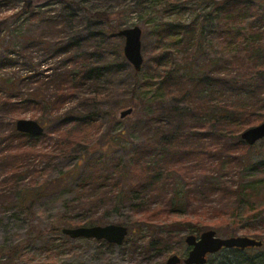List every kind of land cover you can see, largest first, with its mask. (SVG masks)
<instances>
[{
	"label": "trees",
	"instance_id": "obj_1",
	"mask_svg": "<svg viewBox=\"0 0 264 264\" xmlns=\"http://www.w3.org/2000/svg\"><path fill=\"white\" fill-rule=\"evenodd\" d=\"M163 2L166 3L164 12L174 20L164 17L155 25L157 46L169 43L174 50L181 49L182 63L174 64L171 52L159 53L156 67L163 72L158 74L161 80L155 83L157 87L151 83L144 87L171 88L186 106L169 109L173 125L156 123L160 128L166 127L157 133L160 140L136 147L125 166L109 162L104 154H90L86 149L101 128L99 111L94 106L100 99L99 82L119 65L103 66L95 59L103 51L95 46L100 37H119L120 30L111 23L109 15L97 13L91 19L105 22L110 32L88 35L84 42L89 45L85 49L78 41L67 42L64 47L59 45L50 54L56 60L50 69L38 72L32 67L28 53L23 51L11 52L18 56L16 59L12 54L1 57L0 122L12 128L0 137V198L6 197L9 203L11 193L15 204H27L28 186L33 190L45 186L37 180L48 164L59 158H73L74 175L78 172L80 175H77L74 197L66 203L63 225L46 232H55L63 238L62 228L83 226L77 216L73 217L76 220L73 223L70 222L73 219L66 218L72 208L82 212L83 203L107 202L116 211L129 201L131 213L145 222L160 216L177 217L183 218L177 224L189 226L190 233H200L205 227L216 229L231 225L232 230H241L245 236H264L261 217L264 215V160L252 161L248 152L256 145L247 146L239 135L264 121V0H214L206 15L195 10L203 0ZM184 13L190 17L183 19ZM47 14L50 13L35 10L28 18L43 21L52 35L59 26L74 22L70 15L46 19ZM211 33L222 37L224 48L233 51L227 60L206 56L203 46ZM34 43L45 45L47 50L43 39L28 40L29 46ZM110 49L117 55L121 53L119 47L110 45ZM198 57L204 59L200 65L196 64ZM170 61L172 65L165 69ZM19 63L26 73L19 78H4V72L18 67ZM90 108H95V112ZM26 112H32V119L55 117L57 125L51 133L36 138L19 134L13 122ZM225 141L231 142L233 148L223 147ZM29 168L31 173L26 174H32V179L25 185L21 174ZM247 172H255L256 176L246 185L241 177ZM71 174L72 171L68 175ZM172 175L179 176L184 186H171L167 179ZM126 181L130 188L123 191ZM63 182L60 180L56 187ZM159 188L157 193L154 189ZM155 200L159 205L153 207ZM191 201L199 202L194 205ZM259 218L256 224L254 221ZM168 236L174 238L170 231L156 234L157 238L148 242L146 248L161 249L166 241L164 237ZM179 242L182 243V238ZM53 246L54 242L49 240L42 250L50 252ZM228 250L231 257L218 264H264L262 250L256 254L250 248ZM6 255L8 261L15 258L20 261L23 256L20 248Z\"/></svg>",
	"mask_w": 264,
	"mask_h": 264
},
{
	"label": "rangeland",
	"instance_id": "obj_2",
	"mask_svg": "<svg viewBox=\"0 0 264 264\" xmlns=\"http://www.w3.org/2000/svg\"><path fill=\"white\" fill-rule=\"evenodd\" d=\"M163 1L165 0H0V59L7 54H12L16 59L18 56L11 52L13 50L23 51L28 53L32 59V67L36 68L38 72L50 69L51 65L56 63L50 54L59 45L64 47L67 42L78 41L82 43V49H85L89 45L84 42L88 35L97 36L100 32H110L105 22L91 19L97 13L109 15L111 23L116 24L118 30L134 27L141 30L140 51L143 64L138 73L124 58L122 50L125 41L123 37H105L104 39L100 37L99 43L95 44L96 47L100 46L103 50L95 58L98 64L103 66H109L110 63L119 65L118 68L114 66L110 74L99 82L97 95L100 99L94 106L99 111L98 119L101 128L91 145L86 149L90 154H104L109 162H120L121 165L125 166L136 147H146L150 140L155 142L160 140L157 133L162 132L166 127H161V129L155 125L156 123L169 122L168 126L173 125L174 119L169 115V109L186 106L171 88L156 90V88L144 87L150 83L157 87L155 83L161 80L158 74L163 72L157 71L156 67L159 53L167 52L170 54L171 52L174 55V64L178 66L182 63L183 51L181 49L174 50L173 47L169 46V43L161 45V49L157 46L159 43L155 25L164 17L174 20L164 12L166 3ZM213 2L214 0H203L199 6L195 7L196 12L206 15L210 12ZM35 10L50 13L44 16L46 19L70 15L74 22L72 24L68 22L71 29L67 24H64L56 28L54 35H52L43 21L39 23L29 20L31 11ZM181 17L188 19L190 16L184 13ZM55 35L57 36L55 37ZM32 39H43L47 43V50L45 45L37 43L29 46L28 40ZM205 39L208 40L207 44L203 46L206 56H215L218 60L225 61L233 54L232 50L229 51L224 48L225 41L222 37L211 33ZM110 45L119 47V52H121L118 53L119 57L113 53ZM203 62L204 59L202 58L196 59L197 65ZM21 65L22 63H19L18 67L14 66L11 67V70L5 71L4 78L12 79L23 76L26 72L20 68ZM171 65L172 63L165 66V69ZM76 106L73 105V107ZM95 108L90 109L95 112ZM126 110H131V113L123 119L120 118L121 113ZM74 111H79V109ZM31 115L32 112H26L21 115L19 120L28 119L38 122L44 128V135L51 133L50 130L57 125L55 117L38 120L32 119ZM15 121L13 122L14 128ZM10 128L12 127L8 123L0 122V137L7 135ZM242 132L244 131H241L239 135ZM260 141L248 152L252 161L264 160V139ZM222 144L226 149L233 148L229 141ZM41 145L43 146L44 143ZM75 165L73 158L70 160L59 158L48 164L42 177L37 180L38 184H43L47 188L41 186L33 190L28 186L26 191L27 204H15L16 200H12L11 193V202L9 203L6 202L8 200L6 197L0 198V264H165L168 258L174 254L184 258L190 250L184 243L186 235L199 238L201 233L211 230L217 237L223 239H227V235L230 234H235L234 237L245 236L241 234V230H232L231 225H224L216 229L205 227L201 229L200 233H190L189 226L177 224L183 219L177 217L164 218V216H160L150 219L152 220L150 222H145L139 219L138 215L135 216L131 213L129 201L116 211L107 202L99 204L91 201L95 207L89 203H83L84 205L80 207L84 209L82 212L72 208L66 217L73 219L77 216V221L84 223L81 227L118 225L126 228L127 236L123 244L118 247L105 241L83 238L71 240L66 236L62 238L55 232H46L52 227L63 225L62 220H64L67 212L65 210L66 203L74 197L77 187L76 181L80 176L79 172L77 173L78 176L74 175ZM83 165L81 163V167ZM41 167L39 168L41 169ZM30 169L32 168L21 174L24 177L25 185L32 179ZM71 171L73 176L68 175ZM26 172L30 173L26 174ZM242 175L241 179L247 185L254 179L256 173L247 172ZM60 180L64 182L56 187V183ZM167 181L170 182L171 186H177V188H181L183 185V181L177 175H172ZM123 185H125L123 191L130 188L127 181ZM154 190L157 193L160 192V188ZM186 192H188V188ZM39 193V196L36 195ZM156 201L153 207L159 205V201ZM198 202L195 201L194 205ZM261 217L264 218V215ZM259 220L261 218L254 222L258 224ZM70 222L73 223L76 220L73 219ZM64 228L73 229L76 227L66 226ZM165 231L173 233L174 238L164 237L166 241L160 247L161 249L148 250L146 248L148 242L156 239V234L165 233ZM245 237L263 241L264 244V236H260V234L246 235ZM180 238H182L181 244ZM49 240L54 242L53 248L50 252L43 251L44 245ZM165 247L167 250H164ZM15 248H20V254H23L22 259L18 261L15 258L8 261L6 253ZM261 250L264 251V245L260 249L253 248L250 251L252 254H256ZM228 257H231L229 250H223L219 254L209 256V261L206 264H218Z\"/></svg>",
	"mask_w": 264,
	"mask_h": 264
},
{
	"label": "water",
	"instance_id": "obj_3",
	"mask_svg": "<svg viewBox=\"0 0 264 264\" xmlns=\"http://www.w3.org/2000/svg\"><path fill=\"white\" fill-rule=\"evenodd\" d=\"M118 36L123 37L125 41L122 50L125 60L133 66L135 72L138 73L143 64L140 51L141 30L137 27L120 30ZM130 113L131 110L123 111L120 118L123 119V117ZM15 123V130L19 134H26L36 138L45 133L44 128L38 122L24 119L17 120ZM240 139L247 146H255L256 142L264 139V121L255 127L244 130V132L240 134ZM127 233L128 231L126 228L118 225H106L105 227L84 226L73 229L62 228L61 231V234L67 236L71 240L78 238L93 239L105 241L106 243L113 244L117 247L123 244ZM184 243L190 248L184 258H180L174 254L168 258L165 264H206L207 256L215 255L221 250L235 249L238 251H244L249 248L260 249L263 245L261 241H256L253 238L245 236L227 237V239H223L217 237L211 230L201 233L199 238L192 235H186Z\"/></svg>",
	"mask_w": 264,
	"mask_h": 264
}]
</instances>
